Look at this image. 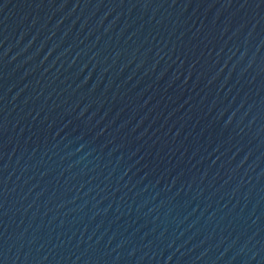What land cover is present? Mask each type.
Returning <instances> with one entry per match:
<instances>
[{"label": "water", "instance_id": "95a60500", "mask_svg": "<svg viewBox=\"0 0 264 264\" xmlns=\"http://www.w3.org/2000/svg\"><path fill=\"white\" fill-rule=\"evenodd\" d=\"M0 264H264V0H0Z\"/></svg>", "mask_w": 264, "mask_h": 264}]
</instances>
